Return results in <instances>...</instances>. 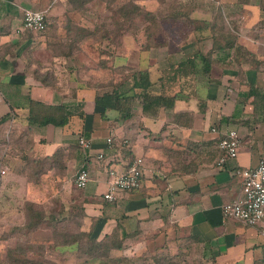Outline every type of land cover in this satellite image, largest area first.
<instances>
[{
  "label": "crops",
  "instance_id": "obj_1",
  "mask_svg": "<svg viewBox=\"0 0 264 264\" xmlns=\"http://www.w3.org/2000/svg\"><path fill=\"white\" fill-rule=\"evenodd\" d=\"M196 1L223 9L237 44L209 54L212 64L206 72L201 52L210 43L186 39L140 51L131 37L108 67L148 72L154 83L150 89L159 93L161 103L145 113L137 102L124 118L123 112L103 111L94 103L95 95L109 89L97 82L86 56L96 43L92 20L100 17L99 1L0 0V118L6 117L0 122L2 227L5 222L24 225L25 201L40 205L60 192L66 209L77 193L82 226L96 223L92 235L98 240L118 229L141 251L165 250L167 244L174 257L192 250L201 264H264V218L249 226L221 212L224 203L241 195V179L233 170L256 166L264 153V94L250 89H264L262 0ZM25 9L45 11L47 34L18 31ZM201 15L210 18L195 13ZM50 51L63 54L51 57ZM79 51L77 60L74 52ZM116 76L115 85L121 80ZM43 106L60 107L61 123H32L31 107L39 108L34 111L39 115L46 111ZM214 126L237 131L236 159L217 164L221 134L211 131ZM79 135L92 140L90 152L79 149ZM100 151L104 158L99 160L95 153ZM136 157L143 161L140 187L120 192L113 202L103 200L107 171H124ZM81 167L90 179L76 189L74 177ZM47 233L34 231L32 241L42 243Z\"/></svg>",
  "mask_w": 264,
  "mask_h": 264
},
{
  "label": "trees",
  "instance_id": "obj_2",
  "mask_svg": "<svg viewBox=\"0 0 264 264\" xmlns=\"http://www.w3.org/2000/svg\"><path fill=\"white\" fill-rule=\"evenodd\" d=\"M95 1L103 3L104 8V11L99 14L100 17L97 18V22L112 24L117 28L122 26L124 27V25H126L127 30H122V32H126V34L133 37L135 41H138V35L142 33L144 36V42H141L140 51H147L154 47H164L172 41L168 35L163 39V41L156 39V36H158L161 32L164 33L166 31L165 34H168L169 32V30L163 27L164 21H171L172 24H176V21L179 20L182 21V23L189 26L187 33H184V36L182 37L184 41H187L186 39H188L189 41L191 40L201 44L210 43L211 48H209L208 51L202 50L201 52L206 72L210 71L209 68L212 64L209 61V54L216 51L231 49L237 44V34L232 31V23L229 19H227L225 12L220 6L211 4L210 2L205 3L198 2L196 0H157V9L155 11H149L139 4L138 0H89L90 3ZM203 4H208L209 9L204 10ZM261 10H264L263 0L261 3ZM198 12L209 14L210 18H204L202 15L200 17H196L195 13ZM47 22L48 20L46 14V28L39 33H42L43 35L47 34ZM169 33L172 35V32ZM126 34L124 33V35ZM187 36L189 37L187 38ZM79 37L82 38L81 35H78V38ZM55 40L60 41L58 39ZM240 50L241 49H238V47L236 48V56L240 53ZM65 53L68 52H64V54ZM62 54L63 52L61 51H50L51 57ZM206 55H208V57ZM120 69L130 70L132 73L119 80V82L116 83L117 85H110L111 87L108 90H104L101 94L95 95V106L101 107L103 111L109 109L119 110L123 112L124 118L130 116L129 108L137 102H140L142 110L145 113H148L154 108L160 106L161 97L157 95L159 93L150 89L154 83L150 80L148 72L140 69L131 70L125 66L120 67ZM129 79H131V82L130 84H127ZM99 87H101V85H99ZM250 89L252 90V94H264V89L258 90L254 87H250ZM43 107V110L46 111H43V114L39 115H36L34 112L35 110L38 111L37 109L39 108L31 107V115H29L30 121L38 124H58V114H61L62 109L60 107L55 108L57 110V114L50 115V110L55 109H46L45 106ZM5 119L6 117L0 118V122ZM27 203L30 212L27 215L26 223L19 229L22 237L30 235L41 226L46 225L51 227L50 225H56L57 223L60 227L66 226V232L61 231L59 229L60 227L56 230H52L54 231V233L52 232L54 236V245H65L70 247L76 244L78 248L83 250L84 253L91 259L98 257L95 255L99 253V250L104 249L106 252L111 249L118 250L122 248V244L125 242L126 236L121 235L118 229L104 235L100 240H97L96 237H92V232L96 225L95 223L93 226L88 227L87 230L80 232V234L82 233V235L86 236L84 237L86 239L84 244L80 242L81 239L77 240L75 238L63 243L60 241L59 237L64 234L71 235V222L76 219L77 216H80V221L82 223V208H80L81 212L78 215L71 212L66 215L62 214L63 217L58 219L55 216H51V214H46V212L42 209H39L38 211L33 210V206H35L34 202L27 201ZM63 212L64 210L61 206L59 213ZM117 235L119 237L118 242L115 240V238H118ZM20 242L21 240L16 241L15 247H13L12 250H8L5 254L6 256L4 258V262H6V264H25L28 262V259L17 257V255L21 254L24 257L26 254V250L23 252L21 246L22 244H19ZM60 242L62 244H60ZM108 242L110 245L107 244ZM29 251H32V249ZM92 255L94 256L92 257Z\"/></svg>",
  "mask_w": 264,
  "mask_h": 264
},
{
  "label": "rangeland",
  "instance_id": "obj_3",
  "mask_svg": "<svg viewBox=\"0 0 264 264\" xmlns=\"http://www.w3.org/2000/svg\"><path fill=\"white\" fill-rule=\"evenodd\" d=\"M143 1L144 0H138V3L142 5L146 10L155 11L157 9V0H155L156 3L154 4L144 3ZM203 5L204 10L209 9L208 4ZM103 11V3H101L100 13H102ZM92 22L94 24V28H97V31L93 33L94 28L88 29L91 33H93V41L96 43L91 44H94V47L90 51V55L88 54L86 56L89 58V61L91 62L92 66H94L92 68V71L94 72V76L97 82H99L100 84L103 83V87L105 88H110L114 84L113 82L117 77L116 75H118V78L122 79L126 75H130L132 73L130 72V70L119 69L120 67H108L110 63L114 62L116 55L120 53V46L122 44H125L126 42L128 43L131 36L127 35L126 32H122V30H127L126 25H124V27L122 26L117 28L115 25L112 24L97 22V18L93 19ZM176 22V24H172L171 21H164L163 27L169 30V32H172V35H170L169 32L168 34H165V31L164 33L161 32L158 36H156V39L159 41H163V39L166 38V36L168 35V37H170V39L174 42L182 41V37L184 36V33H187L189 26H187L185 23H182V21L180 20ZM97 26L100 27V29H98ZM88 29L84 30L88 31ZM124 33L126 35H124ZM139 35L138 41L135 42L140 47L141 42H144V36L142 35V33ZM188 37L189 36H187V38ZM59 40L61 41L62 38L60 37ZM74 53L75 55L73 58L80 60L81 55H79V53L82 52L79 51ZM72 54L73 52H71V56ZM130 82L131 79H129L127 84H130ZM74 188L78 189L76 186ZM74 197H76L77 199L75 198L76 200L73 206H67L66 209H63V213H59L60 208L62 206V198L60 192H58V194H54L53 196H48L45 201L40 205L35 204V206H33V210L38 211L39 209H42L46 212V214H51V216H55L58 219L63 217L62 214L66 215L71 212H74V214L78 215L81 212V200L78 198L79 196L77 195V193L74 194ZM22 212L25 224L27 215L30 212L27 201L22 203ZM77 218L71 222V235L62 234L63 236L59 237L60 241H62L63 243H66L65 241H70L71 239L73 240V238L77 240L81 239L80 242L83 244L86 241V239L84 238L86 236L82 235V233L80 234V232H83V230H87L88 226H84L83 228L82 223L80 221V216H77ZM2 224L3 227L0 224V264H6V262H4V258L6 256L5 254L8 250H12V248L15 247L16 241L18 240H21L19 244H22L21 246L23 252L26 250V254L24 255V257L22 254L17 255V257L28 259V262L26 261L27 263L25 264H201L200 259L194 257L192 250L189 251L187 256L174 257V255H176L177 253L171 255V250L168 249L167 244L165 249L166 251L160 250L159 248L154 252L149 250L147 251V249L141 251V249L131 247V244L128 240H126V242H123L121 249H111L107 252L106 250L101 249L99 250V253L95 255L98 257H94L91 259L87 254L84 253L83 250H80L76 244L70 247L65 245H54V236L52 234V232L54 233V231L52 230H56L60 227V225L57 223L56 225H50L51 227L44 225L37 229L49 232L46 236H43V238H45L46 240L42 238V243L32 241L31 237L33 232L28 236L22 237L21 232H19V229L23 227V225L8 226L6 222ZM59 229L61 231L66 232V226L60 227ZM115 240L118 242L119 237L115 238ZM60 244L62 243L60 242ZM107 244L110 245L109 242ZM172 248H174L175 251H177L178 249H175V246H172ZM30 249H32V251H29ZM93 256L94 255H92V257Z\"/></svg>",
  "mask_w": 264,
  "mask_h": 264
},
{
  "label": "built area",
  "instance_id": "obj_4",
  "mask_svg": "<svg viewBox=\"0 0 264 264\" xmlns=\"http://www.w3.org/2000/svg\"><path fill=\"white\" fill-rule=\"evenodd\" d=\"M46 28V13L43 10L25 9L23 11L21 28L18 31L41 32ZM213 132H219L221 136L217 142L220 151L218 165L227 160L236 159L240 146V137L233 128L219 130L216 126L211 128ZM112 138H106V144L111 146ZM123 143L128 144L127 140ZM77 144L81 151L92 150V140L83 135L77 138ZM97 159H103L102 151L95 153ZM4 173V171H2ZM234 175L241 179V195L234 200L224 203L221 207L222 215L226 218L235 219L245 225L253 226L259 224L264 218V153L254 167L235 168ZM143 175V161L141 157L134 158L127 169L107 171V189L101 197L106 202H113L120 192H131L140 187ZM89 172L86 167L77 170L74 177V185L84 188L89 181Z\"/></svg>",
  "mask_w": 264,
  "mask_h": 264
}]
</instances>
